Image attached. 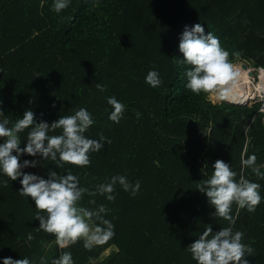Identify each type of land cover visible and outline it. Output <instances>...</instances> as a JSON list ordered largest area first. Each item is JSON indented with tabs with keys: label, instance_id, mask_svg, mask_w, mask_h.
Segmentation results:
<instances>
[{
	"label": "trees",
	"instance_id": "trees-1",
	"mask_svg": "<svg viewBox=\"0 0 264 264\" xmlns=\"http://www.w3.org/2000/svg\"><path fill=\"white\" fill-rule=\"evenodd\" d=\"M53 2L0 0V119L11 127L31 109L37 122L51 123L86 108L95 122L85 135L110 143L90 152L86 167L48 159L39 163V175L71 169L89 191L123 175L139 181L140 190L133 196L117 183L112 201L85 193L79 206L103 205L114 235L91 249L83 239L65 249L55 243L45 257L55 234L39 228L38 210L18 192L19 180L0 175V257L51 264L69 251L75 264H196L188 246L203 230L231 226L243 233L244 216L249 264H264V199L254 212L233 204L229 225L196 190L223 160L237 180L260 184L264 198V179L253 171L264 172L263 114L257 104L213 103L209 93H192L185 87L188 66L177 65L179 35L185 25L200 23L219 37L232 62L264 68V0H71L59 13ZM150 70L159 73V87L145 83ZM112 96L126 105L119 123L108 119ZM30 131L19 134L22 143ZM252 154L256 164L244 167L242 159ZM111 246L117 250L100 260Z\"/></svg>",
	"mask_w": 264,
	"mask_h": 264
},
{
	"label": "clouds",
	"instance_id": "clouds-1",
	"mask_svg": "<svg viewBox=\"0 0 264 264\" xmlns=\"http://www.w3.org/2000/svg\"><path fill=\"white\" fill-rule=\"evenodd\" d=\"M71 0H54L53 8L59 13L67 8ZM178 51L182 58H177L178 66H188L185 70V87L192 93H217L222 98L234 95L241 88V71L238 65L229 59V52L222 47L219 37L213 32L205 33L202 24L185 25L179 35ZM239 56V53H235ZM145 83L152 88L162 83L156 70H150ZM97 87H100L97 85ZM103 91V88L100 89ZM112 111L108 119L119 123L126 110V105L116 99L107 98ZM55 107V105H52ZM2 109V101H0ZM0 116H4L0 110ZM91 113L86 108H80L72 115L60 116L55 121L35 119V113L28 109L21 118L9 127L8 119H0V175L7 176L10 181L19 180V193L31 198L34 207L38 210L35 219L39 221V228L47 233L55 234L59 248L65 249L75 244L77 240H84V247L91 249L97 243H104L114 235V226L104 218L106 208L100 205L96 209L79 206L85 193L90 196L106 195V199H115L112 193L118 183L124 191L136 195L140 190V182H129L123 175H114L108 182L96 186L95 191L81 187L79 178L69 169L60 175L51 168L46 177L25 171L36 168L41 161H62L69 165L86 167L90 165V152H99L104 143H110L101 136L93 139L85 135L94 124ZM31 127L27 140L21 142L19 134ZM62 129L59 135L50 136V130ZM23 144V147L21 145ZM38 159H21L23 156ZM256 155L252 154L242 159L244 167H253L256 164ZM59 166V164L57 165ZM212 174L209 178L197 184V191L202 193L209 205L214 208V217H220L234 224L231 215L232 205L238 209L254 212L260 205V184L252 182L243 176L236 179L237 173L230 164L223 160H216L212 164ZM255 174L264 179V172L254 167ZM5 185L7 181L3 182ZM94 204L95 201H90ZM41 212L46 213L41 215ZM95 218V220L93 219ZM243 233L233 232L231 226L223 227L213 232L210 225L206 227L198 238L189 246L188 250L196 264H249L251 246L242 243ZM33 237L28 235V239ZM0 264H32L28 258L13 259L0 257ZM51 264H75L72 253L64 251Z\"/></svg>",
	"mask_w": 264,
	"mask_h": 264
},
{
	"label": "built area",
	"instance_id": "built-area-1",
	"mask_svg": "<svg viewBox=\"0 0 264 264\" xmlns=\"http://www.w3.org/2000/svg\"><path fill=\"white\" fill-rule=\"evenodd\" d=\"M234 64L238 65L240 70H243L246 75H248V71L250 75V85L253 87V92L252 96L248 98V103L247 104H235V103H229L223 98L219 97V95L215 92V98L217 99L218 102H213L212 99L210 98L211 93L208 95V100H210L213 103H221V102H226L232 105H237V106H252L254 104L258 105L257 108V113L263 114L264 117V75L261 77L260 71H263L264 73V68L260 66H253L251 63V67L247 64L246 61L244 60H237L233 62ZM249 63V62H248ZM243 64H246V67H243ZM250 64V63H249ZM255 71V72H254Z\"/></svg>",
	"mask_w": 264,
	"mask_h": 264
},
{
	"label": "bare ground",
	"instance_id": "bare-ground-1",
	"mask_svg": "<svg viewBox=\"0 0 264 264\" xmlns=\"http://www.w3.org/2000/svg\"><path fill=\"white\" fill-rule=\"evenodd\" d=\"M241 71V76H242V80H241V88L240 90L235 93L234 95H230L228 98H223L224 100H226L229 103H235V104H247L248 103V98L251 97L252 92H253V87L250 85V75L249 72L251 70L248 71V75H246V73L243 70ZM260 75L261 77L264 75L263 71H260ZM219 97H221L219 95ZM222 98V97H221Z\"/></svg>",
	"mask_w": 264,
	"mask_h": 264
},
{
	"label": "rangeland",
	"instance_id": "rangeland-1",
	"mask_svg": "<svg viewBox=\"0 0 264 264\" xmlns=\"http://www.w3.org/2000/svg\"><path fill=\"white\" fill-rule=\"evenodd\" d=\"M247 64L251 67V63L249 64V63L247 62ZM254 72H255V71H254ZM210 98L212 99L213 102H218L217 99L215 98V94H214V93H211ZM245 104H246V103H245ZM30 170L32 171V173L39 175V172L41 171V165L38 164V166H37L36 168H30ZM55 243H57V239H56V238L50 240V241L46 244V246H45V248H44V250H45V251H44V256H45V257L49 255V253H50V249H51V247L53 246V244H55ZM112 251H113V248H112V247H110L109 249L105 250V251L102 253L101 257H100V260H102L103 258L107 257Z\"/></svg>",
	"mask_w": 264,
	"mask_h": 264
},
{
	"label": "water",
	"instance_id": "water-1",
	"mask_svg": "<svg viewBox=\"0 0 264 264\" xmlns=\"http://www.w3.org/2000/svg\"><path fill=\"white\" fill-rule=\"evenodd\" d=\"M252 65L256 66L255 63H253ZM243 67H246V64H243ZM241 221H242V231H243L242 243L249 244V241H248V238H247V230H246V223H245V217L244 216H242Z\"/></svg>",
	"mask_w": 264,
	"mask_h": 264
},
{
	"label": "crops",
	"instance_id": "crops-1",
	"mask_svg": "<svg viewBox=\"0 0 264 264\" xmlns=\"http://www.w3.org/2000/svg\"><path fill=\"white\" fill-rule=\"evenodd\" d=\"M247 62V61H246ZM253 64V63H252ZM257 66V65H256ZM112 248H113V250H117V248L116 247H114V246H111ZM109 249V248H108Z\"/></svg>",
	"mask_w": 264,
	"mask_h": 264
}]
</instances>
